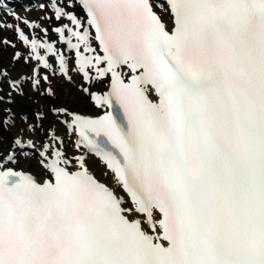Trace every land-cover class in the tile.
<instances>
[{
    "label": "snow or ice",
    "instance_id": "snow-or-ice-1",
    "mask_svg": "<svg viewBox=\"0 0 264 264\" xmlns=\"http://www.w3.org/2000/svg\"><path fill=\"white\" fill-rule=\"evenodd\" d=\"M50 6L77 73L107 83L83 89L103 115L52 111L105 170L45 145L37 179L0 156V264H264V0Z\"/></svg>",
    "mask_w": 264,
    "mask_h": 264
},
{
    "label": "bare ground",
    "instance_id": "bare-ground-1",
    "mask_svg": "<svg viewBox=\"0 0 264 264\" xmlns=\"http://www.w3.org/2000/svg\"><path fill=\"white\" fill-rule=\"evenodd\" d=\"M29 1V0H28ZM67 0H54V3H57L58 6L63 5ZM70 9L65 8V11H69ZM73 13L80 12V9L73 4V8L71 9ZM53 16H48V25L42 30L41 36H38L37 28H32L33 34L31 39H37L38 43L46 42L47 44H51L55 51L61 50L65 55V63L68 69L67 75H63L60 73L59 68L56 64L51 63L52 56L46 55L45 49L38 48V53L43 54L51 65V69H44L42 66L38 67V61L32 59V54L29 49V60H31V64L33 70H35L36 75L42 72L43 77L47 76L48 80L44 82L40 81V86L36 89L31 88L30 93L28 95L35 96L37 90H45L49 94L52 93L51 97L54 98V101L37 99L36 104H34L35 112L38 114L39 123L38 126L28 125L25 122L28 118V115L25 111L21 110L16 105V97L13 94H10V90L7 86L4 87V94H9L7 97L13 98L12 102L7 104H2V109L4 112V118L0 120V126H3L6 133L9 135L5 137L4 140L0 138V156H5L6 154H12L13 160L8 164L13 170L28 172L33 175L37 179L46 178L44 177V169L41 164L40 153L44 151L45 145H52V147H61L63 151H65L69 156L72 155H81L84 154L82 150L75 149L74 142L76 137L69 136L67 134L66 127L63 123L64 120L69 119V117L64 115L54 114L53 108H61L66 107L70 112L77 113L81 115H97L102 112L103 109L98 108L95 109L89 100V96L85 95L83 92V88L89 87L92 91L105 89L107 83H99V82H87L86 84L81 82L80 76L77 75L75 69L71 66V53L64 50L62 44L58 41V38L54 35L52 36V27L54 24H58L62 26L64 24L69 25V21L66 18L61 21L55 20L54 9H51ZM35 30V32H34ZM28 32V31H27ZM25 45V44H24ZM73 77L77 86L81 89V98L76 99L68 94H65L62 91L61 84L64 82H68V78ZM25 77L23 74L18 75V84L19 88H23L25 86ZM74 82V83H75ZM21 116V117H20ZM7 122V123H5ZM31 127V130H30ZM58 136L63 140V145L52 144L51 137ZM20 140L21 144L16 145V140ZM29 141L34 144L35 152L29 150L28 148H21L22 145H26ZM27 150V151H26ZM88 166L90 170L98 177H101V173L105 170L102 163L98 160L93 159L88 156Z\"/></svg>",
    "mask_w": 264,
    "mask_h": 264
},
{
    "label": "rangeland",
    "instance_id": "rangeland-1",
    "mask_svg": "<svg viewBox=\"0 0 264 264\" xmlns=\"http://www.w3.org/2000/svg\"><path fill=\"white\" fill-rule=\"evenodd\" d=\"M35 4L40 3V0H30ZM20 2L27 3L26 0H20ZM30 18L34 21L37 27L38 36H41L42 30L47 27L48 16H51L50 10L47 8H37L28 13ZM20 25L17 19H8L0 16V120L4 118V112L2 109V104L11 103L13 98L7 97L9 94H4V87L7 86L10 90V94L16 97V105L23 111L26 112L28 118L25 122L28 125L38 126L39 118L38 114L35 112L34 104H36L37 99H44L54 101L55 99L51 97L45 90H37L35 96L30 93L32 88V82L34 79L39 78L42 80V72L34 76V70L29 60V52L27 46H23L18 43L17 36L15 35V27ZM55 26L58 24H54ZM11 26V27H9ZM52 36L54 32L51 30ZM54 59L52 58V64ZM23 74L25 77V86L23 88H18L15 86L13 81L18 80V75ZM74 78H68V82L61 84L62 91L76 99L81 98V89L74 83ZM21 117V116H20ZM0 123H2L0 121ZM9 135V133L7 132ZM2 140L5 138H2ZM27 151V150H26ZM36 149L32 148V152Z\"/></svg>",
    "mask_w": 264,
    "mask_h": 264
},
{
    "label": "water",
    "instance_id": "water-1",
    "mask_svg": "<svg viewBox=\"0 0 264 264\" xmlns=\"http://www.w3.org/2000/svg\"><path fill=\"white\" fill-rule=\"evenodd\" d=\"M1 135H3V136L5 135V131H4L3 127L1 128Z\"/></svg>",
    "mask_w": 264,
    "mask_h": 264
}]
</instances>
